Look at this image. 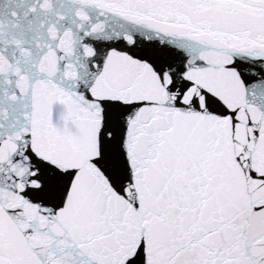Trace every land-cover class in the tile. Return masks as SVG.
<instances>
[{"label": "snow or ice", "instance_id": "1", "mask_svg": "<svg viewBox=\"0 0 264 264\" xmlns=\"http://www.w3.org/2000/svg\"><path fill=\"white\" fill-rule=\"evenodd\" d=\"M0 264H264V0H0Z\"/></svg>", "mask_w": 264, "mask_h": 264}]
</instances>
